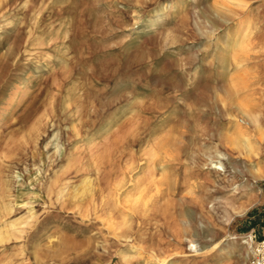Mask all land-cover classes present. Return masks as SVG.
<instances>
[{
    "label": "rangeland",
    "instance_id": "374dc122",
    "mask_svg": "<svg viewBox=\"0 0 264 264\" xmlns=\"http://www.w3.org/2000/svg\"><path fill=\"white\" fill-rule=\"evenodd\" d=\"M240 1L0 0V264H249L244 241L264 239V0ZM154 137L170 140L156 187ZM134 184L146 206L130 208Z\"/></svg>",
    "mask_w": 264,
    "mask_h": 264
},
{
    "label": "bare ground",
    "instance_id": "6f19581e",
    "mask_svg": "<svg viewBox=\"0 0 264 264\" xmlns=\"http://www.w3.org/2000/svg\"><path fill=\"white\" fill-rule=\"evenodd\" d=\"M230 2L234 5V6H236V7H243L244 6V2H242V1H240V0H230ZM218 10V9H217ZM246 22V25L248 24V26H247V28H246V32H245V35L241 38V39H237V40H235L234 41V43H233V45H232V47L230 48L231 50V53L233 52V53H236L240 48H241V46H242V44H243V42L245 41V39H246V37L247 36H249L248 34H249V19L248 20H246L245 21ZM238 37V36H237ZM251 37V36H250ZM246 43H248V42H246ZM244 47V46H243ZM247 48V47H246ZM245 48V49H246ZM244 49V50H245ZM229 51V50H228ZM234 59V58H233ZM236 62V61H235ZM237 63V62H236ZM241 64V63H240ZM237 66H238V64H236ZM239 67V66H238ZM241 67V66H240ZM240 75H241V73H240ZM246 82V81H245ZM249 83H251V82H249ZM248 85V84H247ZM243 87V82L242 81H240L239 79H237V78H231L230 79V81H229V85H228V89H227V96H228V98H233L234 96H235V94L241 89ZM244 88V87H243ZM231 102V101H230ZM224 104V103H223ZM243 106V105H242ZM245 106V105H244ZM240 107V106H239ZM241 108V107H240ZM245 108H247V107H245ZM175 113V112H174ZM170 117H173V115L172 116H170ZM230 129V128H229ZM109 131V130H108ZM167 134V133H166ZM243 135L241 134H238V135H235V137H233V138H229V144L232 146V147H234V148H239L240 147V143H241V141H240V137H242ZM176 137V136H175ZM244 137V136H243ZM165 139V138H164ZM170 140L169 139H167V140H158L157 142H155V137H154V139L151 141V142H149L148 144H147V148H149L148 149V151H147V156H148V158H147V161L145 162V164H146V167H145V175H146V179H147V182L150 184V185H156V184H158L160 181H158V179L156 180V177H155V173H154V171H155V169H156V167H157V165L159 164V161H160V156H158L159 155V153H160V151L163 149V147L164 146H166L168 143H170L169 142ZM247 141V148H248V150H251L250 149V146L248 145V140H246ZM155 142V143H154ZM227 142V141H226ZM225 142V143H226ZM171 145V144H170ZM170 147V146H169ZM145 148V147H144ZM246 149V148H245ZM244 150V149H243ZM96 151V150H95ZM169 151V150H168ZM173 150L171 149V152H172ZM175 151V150H174ZM237 151V150H236ZM239 153V152H238ZM105 154H106V150H104V151H101L99 154H95L94 156H93V159H91V160H94L96 163L95 164H97V162H99V161H101L103 158H104V156H105ZM169 154H170V152H169ZM166 155V154H165ZM146 156V155H145ZM167 156V155H166ZM252 156H253V154H252ZM159 157V158H158ZM164 157V156H163ZM167 157H169V156H167ZM173 157V156H172ZM170 158V157H169ZM173 159V158H172ZM143 162V161H142ZM69 165V164H68ZM102 165V164H101ZM163 169V168H162ZM97 171V170H96ZM142 172V171H141ZM259 172V171H258ZM260 173V172H259ZM258 173V174H259ZM142 174V173H141ZM165 174V173H164ZM256 174H257V172H256ZM261 176V175H260ZM57 177V176H56ZM56 177H54V178H56ZM138 177V176H137ZM140 177V176H139ZM143 177V176H142ZM86 178V177H85ZM122 179V178H121ZM117 180L116 181V183L115 184H113L112 186H113V188L115 189V190H117L118 188H120V186L122 185V180ZM140 180V179H139ZM165 180V179H164ZM86 181V180H85ZM84 180H83V182H85ZM135 182H136V180H135ZM135 182H133V183H135ZM64 184V183H63ZM86 184H87V186H86V189H84V191L85 190H88V187H89V180L86 182ZM51 187H52V185H50ZM85 186V185H84ZM145 186V185H144ZM143 186V187H144ZM158 186V185H157ZM54 187V186H53ZM66 187V186H65ZM140 187H141V184H134V186H133V190L135 191L134 193H132V194H130L129 196H126V197H128L129 198V201H130V203L132 204L131 206H130V208L132 207V208H136V206H146V204H145V200H144V198H145V195H146V193L144 194V192L142 193V191H143V187H142V189H140ZM156 187V186H155ZM62 188H64V187H62ZM145 188V187H144ZM83 189V188H82ZM91 188L89 187V190H90ZM146 189V188H145ZM144 189V190H145ZM158 189H159V187H158ZM77 191V190H76ZM91 191V190H90ZM155 192V191H154ZM157 192V191H156ZM76 193V192H75ZM74 193V194H75ZM117 193V192H116ZM152 194V193H151ZM54 195H56V194H54ZM60 195V194H59ZM63 195V194H62ZM61 195V196H62ZM113 195H114V192H113ZM112 195V196H113ZM118 196V195H117ZM73 197V196H72ZM75 197H76V195H75ZM75 197H73V199H75ZM148 197H150V196H148ZM108 198V197H107ZM117 198V197H116ZM116 198H115V200L113 199V197H111V199H113V201L114 202H116L117 200H116ZM62 199V198H61ZM6 203V202H5ZM8 203V202H7ZM108 206H109V204H108ZM113 206V205H112ZM24 207V206H23ZM146 208V207H145ZM110 210H111V206H110ZM137 210V209H136ZM8 212H10V211H8ZM28 214V213H27ZM26 214V215H27ZM32 218V217H31ZM35 220V219H34ZM123 220V219H122ZM14 221V220H13ZM16 221V220H15ZM15 221L13 222V223H15ZM19 221V220H18ZM24 221H25V219H24ZM129 221V220H128ZM20 222V221H19ZM11 223H12V221H11ZM11 223H9V224H11ZM26 223H27V220H26ZM28 223H29V219H28ZM117 223V222H116ZM9 224H7V225H9ZM17 224H19V223H17ZM23 224V226H24V223H22ZM120 224V223H119ZM16 225V224H15ZM27 225V224H26ZM115 225H118V224H115ZM4 226H5V224H4ZM3 226V227H4ZM11 226H12V224H11ZM20 226V225H19ZM18 226V227H19ZM7 227H9V228H11L10 227V225L9 226H7ZM17 227V228H18ZM22 227V226H21ZM113 227V226H112ZM120 227V226H119ZM20 228V227H19ZM129 228V227H128ZM14 229V228H13ZM120 229V228H119ZM1 230V229H0ZM3 230V229H2ZM5 230V229H4ZM22 230V229H21ZM6 231V230H5ZM17 231H18V229H17ZM20 231V230H19ZM15 232H16V230H15ZM23 232V231H22ZM114 232V231H113ZM8 234V233H7ZM17 234V233H16ZM13 235V234H12ZM115 236V235H114ZM246 237V236H245ZM8 238H9V236L8 237H4L1 233H0V242L1 241H3V240H8ZM14 238V237H13ZM253 241V240H252ZM244 244H245V249H244V251L246 252V253H248V252H250V250H251V248H252V244H251V239L250 238H248V240L247 241H244ZM230 251V250H229ZM246 253H244L243 252V258H244V260H246ZM128 254V253H127ZM129 255V254H128ZM124 256V255H123ZM126 256V255H125ZM129 256H131V255H129ZM134 256V255H133ZM22 262H23V260H22Z\"/></svg>",
    "mask_w": 264,
    "mask_h": 264
},
{
    "label": "built area",
    "instance_id": "2783aa9c",
    "mask_svg": "<svg viewBox=\"0 0 264 264\" xmlns=\"http://www.w3.org/2000/svg\"><path fill=\"white\" fill-rule=\"evenodd\" d=\"M248 261L249 264H264V239L258 242L253 241Z\"/></svg>",
    "mask_w": 264,
    "mask_h": 264
}]
</instances>
